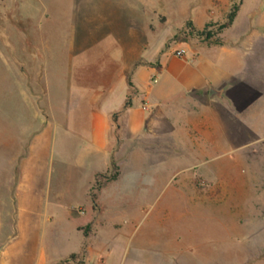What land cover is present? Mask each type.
I'll use <instances>...</instances> for the list:
<instances>
[{"label":"rangeland","instance_id":"374dc122","mask_svg":"<svg viewBox=\"0 0 264 264\" xmlns=\"http://www.w3.org/2000/svg\"><path fill=\"white\" fill-rule=\"evenodd\" d=\"M238 3L233 24L219 32ZM115 29L126 41L146 45L141 62L145 55L157 67L170 66L181 90L203 74L209 78L203 90L163 103L162 124L173 129L148 148L146 156L158 159L149 166L156 171L147 176L148 187L129 188L124 196L113 189L119 187L103 193L105 227L83 229L91 242L84 250L107 264H264V0H0V264H32L38 248L48 257L61 255L78 239L77 223L97 214L88 207L90 183L102 189L121 176L113 165L96 185L86 167L58 181L60 133L52 149L49 127L64 97L59 41L68 69L75 52L95 39L105 42L89 59L106 56L113 35H100ZM205 29L218 44L199 35ZM32 171L39 199L27 223L29 206L16 195ZM49 177L64 194L44 210ZM17 215L33 229L16 228ZM14 236H30L37 245L23 253L20 244L7 249ZM105 239L112 246L98 242Z\"/></svg>","mask_w":264,"mask_h":264},{"label":"crops","instance_id":"0c3cea01","mask_svg":"<svg viewBox=\"0 0 264 264\" xmlns=\"http://www.w3.org/2000/svg\"><path fill=\"white\" fill-rule=\"evenodd\" d=\"M112 31V33L100 35L105 36V38H108L110 34L113 35L114 42L109 43L108 49H103V52L107 54L106 56L102 57L101 60L96 57L89 59V53L95 46H100L105 42L103 41L105 39L100 41L95 39L93 40L94 46H92L93 43L87 46L91 48L90 50L86 47L75 52L74 56L71 57L72 61H70L68 69L64 62L67 53L64 39L62 45V41H59L58 53L62 54L63 63H59L57 70L58 92L63 94L64 97L62 100L59 98L57 114L59 119L52 124L50 123L49 127L53 135L51 140L52 149H55L56 132L59 130L60 133L59 164L61 168H59L56 175L58 181H67L70 177L68 171L72 169L84 170L86 167L93 182L96 181L99 175L107 174L113 165L118 167L121 176L112 184L102 187L98 192L96 204L91 200L90 195L93 188L92 183H90L88 196L91 205H88V207H91L92 213L96 211L97 214L94 218L90 219L88 217L84 222L77 223L74 231L78 239L72 247H67L61 255L50 257L38 248L32 256V264H73L66 262L72 255L81 256V264H107L101 258V255H98V258L93 262L92 255L89 256L88 251L84 250V243L85 241L90 242V236H86L83 229L91 226L105 227L107 217H105L104 210L106 207L100 202V197L113 187H119L113 188L119 196L129 195L130 189L138 191L148 187L145 183L146 178L156 171L155 167L149 166L158 162L155 157L149 158L146 156L148 148L153 144H158L166 134L172 133L173 129L172 126L162 124L163 119H165L161 111L163 103L182 91H199L207 86L209 77L203 74L195 84L192 83L187 89L181 90L177 82L178 75L176 76L173 70L170 71V66L157 67L153 65L152 60H146L145 55L142 58L144 61L141 62L140 55L145 52L146 45L141 48L137 42L132 44L131 41L123 39L118 29ZM97 32L98 30L90 32L91 37L96 38ZM135 35H137L136 31L131 32V36ZM39 46L44 47L45 54H51L50 47L44 44ZM161 49L162 45L159 44V47L154 50L160 52ZM203 70L205 71L204 67ZM161 74L163 82L159 84L160 86H156ZM200 75H202V72ZM155 76H158V79L153 84L152 79ZM129 81H131L136 93L132 97L131 106L125 109V103L128 101L129 93H131L128 85ZM48 88V93H54V89ZM138 102L141 103L140 109L135 108ZM144 104L149 106L147 111L143 110ZM148 118L151 119L149 133H145L144 123ZM75 148L83 149L80 152L73 153L70 149ZM35 175V171H32L30 178L19 184L18 190L20 189L22 194L17 191L16 195L19 200L23 195L22 202L29 206L26 213L27 217H24L27 223L35 219L33 213L37 209L39 199V196L35 194L33 185ZM53 178L49 177L43 194L49 197L48 202L43 207L44 210L49 209L52 200L55 202L54 199L56 200L64 194L62 190L56 189ZM28 182L29 184H27ZM130 182H133L132 188ZM88 207L85 208L88 209ZM80 215L87 217L83 213ZM17 219L16 222L19 226L16 228L33 229L30 224H21L20 215H17ZM100 238L98 235L94 236L96 242ZM32 239L30 236H14L8 243L7 249L10 245L16 243L15 245L20 244L19 246L25 247L23 249L16 247V249L22 251V253L23 251L28 252L27 246L31 248L32 245L34 247L37 245V241ZM98 242H105L107 246H112L111 241L108 239ZM111 249L108 248L105 255L108 259L111 255Z\"/></svg>","mask_w":264,"mask_h":264},{"label":"trees","instance_id":"16d2710c","mask_svg":"<svg viewBox=\"0 0 264 264\" xmlns=\"http://www.w3.org/2000/svg\"><path fill=\"white\" fill-rule=\"evenodd\" d=\"M239 6H240V3L233 5L231 12L226 17V23L219 27V32L228 29L233 24V22H234V20L236 18ZM188 25L191 26V24H188ZM199 35L201 37H204L206 39V41H210L211 43L218 44V42H219L218 40H213L214 37L216 36L215 33L207 32V29H205L204 31L199 32ZM128 85L130 87V92L131 93H129L128 101L125 103V106H124L125 109H127V108H129L131 106V101H132V97H133V92L132 91L134 90V87H133L131 81H129ZM105 175L106 174L99 175V177L100 176L102 177V176H105ZM114 179H116V178H113L112 180H114ZM112 180H109V181H112ZM96 185H97V181H96ZM100 190H101V187L98 186V185H97V187H94L92 189V193H91L90 196H91V200H92V202L94 204H96V202H97L98 192ZM66 262H70V263H73V264H81V259H80L79 255H72L69 258V260H67Z\"/></svg>","mask_w":264,"mask_h":264},{"label":"water","instance_id":"95a60500","mask_svg":"<svg viewBox=\"0 0 264 264\" xmlns=\"http://www.w3.org/2000/svg\"><path fill=\"white\" fill-rule=\"evenodd\" d=\"M150 120H151L150 118L145 120V123H144V132L145 133H149ZM0 248H1V246H0Z\"/></svg>","mask_w":264,"mask_h":264},{"label":"built area","instance_id":"2783aa9c","mask_svg":"<svg viewBox=\"0 0 264 264\" xmlns=\"http://www.w3.org/2000/svg\"><path fill=\"white\" fill-rule=\"evenodd\" d=\"M149 109V106H147L146 104L143 105V110L147 111Z\"/></svg>","mask_w":264,"mask_h":264}]
</instances>
